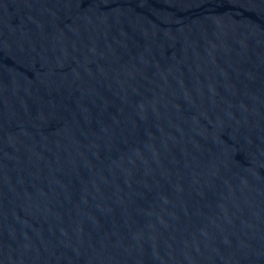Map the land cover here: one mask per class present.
I'll return each instance as SVG.
<instances>
[{
    "label": "water",
    "instance_id": "95a60500",
    "mask_svg": "<svg viewBox=\"0 0 264 264\" xmlns=\"http://www.w3.org/2000/svg\"><path fill=\"white\" fill-rule=\"evenodd\" d=\"M0 264H264V0H0Z\"/></svg>",
    "mask_w": 264,
    "mask_h": 264
}]
</instances>
